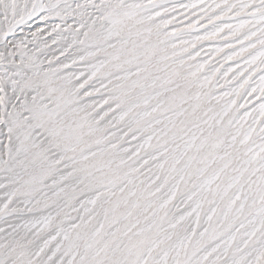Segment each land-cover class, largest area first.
Instances as JSON below:
<instances>
[{"label":"snow or ice","instance_id":"1","mask_svg":"<svg viewBox=\"0 0 264 264\" xmlns=\"http://www.w3.org/2000/svg\"><path fill=\"white\" fill-rule=\"evenodd\" d=\"M0 264H264V0H0Z\"/></svg>","mask_w":264,"mask_h":264}]
</instances>
